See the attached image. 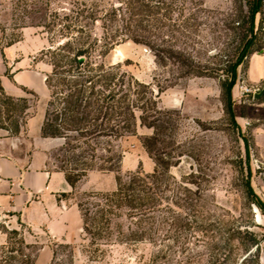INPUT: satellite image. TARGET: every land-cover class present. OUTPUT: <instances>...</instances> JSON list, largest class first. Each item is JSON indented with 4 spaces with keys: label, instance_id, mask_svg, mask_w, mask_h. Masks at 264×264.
Segmentation results:
<instances>
[{
    "label": "rangeland",
    "instance_id": "rangeland-1",
    "mask_svg": "<svg viewBox=\"0 0 264 264\" xmlns=\"http://www.w3.org/2000/svg\"><path fill=\"white\" fill-rule=\"evenodd\" d=\"M121 1L12 0L2 41L18 40L26 26L41 37L45 49L75 36L83 41L90 34L89 41L100 40L103 25ZM152 5L156 11L157 6L162 9L154 10L151 17L149 44L121 41L97 61L118 66L127 81L132 77L142 83L133 84L139 92L133 98L144 96L137 101L141 106L152 91L161 112L156 113L151 102L145 104L146 112L136 108V132L112 142L116 153L122 154L118 170L103 171L106 175L90 180L88 189L71 195L74 203L82 204V230L73 241L25 225L8 227L0 220L7 234L6 243L0 245V264H240L245 257L242 264H255L250 252L256 247L250 250L248 235L244 242L239 231L264 238V209L255 203L258 197L264 206V149L256 146L253 135L255 125L264 126V100L257 102L256 94H242V86L251 85L246 80L247 57L237 68L234 120L221 86L225 69L239 51L243 31L238 24L245 16L247 21L246 0H152ZM255 23L257 47L264 44V4ZM36 57L40 66L52 69L49 56L38 52ZM13 96L28 98L32 128H38L45 120L49 98L26 88ZM19 113L14 116L21 125L19 133L27 134L28 119L22 124ZM141 115L154 126L143 124ZM4 124L11 125L9 120ZM97 142L107 145V139ZM61 147L52 152V163L69 169L68 160L81 151L66 153ZM102 147L97 153L107 155ZM167 163H171L169 171L160 175L161 206L145 218L118 220L124 231L128 225L139 224L148 239L121 242L115 227L110 238L85 231V217L93 231L96 227L92 211L84 217L85 209L99 201L90 194L116 189L118 175L126 180L138 170H163ZM166 184L170 189H165Z\"/></svg>",
    "mask_w": 264,
    "mask_h": 264
},
{
    "label": "trees",
    "instance_id": "trees-1",
    "mask_svg": "<svg viewBox=\"0 0 264 264\" xmlns=\"http://www.w3.org/2000/svg\"><path fill=\"white\" fill-rule=\"evenodd\" d=\"M121 2L122 4L113 8L109 14L108 23L103 25L104 35L100 40L94 38L93 41H89L90 34L89 38L83 41L75 36L63 44L41 51L42 55L49 56V64L52 66L46 77L50 98L41 133L44 137L64 138L65 141L61 147L63 152L81 151L79 154L74 153L68 160L71 166L69 169L60 168L73 186H76L91 170H118L122 154L116 153L113 144L126 134L136 132V108H141L143 112H146L145 104L151 102L155 106L152 109L156 113L161 112L153 98L152 91L147 92L146 102L141 106L137 101L144 96L133 98L134 94L139 95L137 89L133 90V84L144 86L142 83L136 79L133 81L132 77L130 81H127V74L120 72L118 66H108L104 62L97 61L98 57L105 56L121 41L131 39L138 43L149 44L151 17L160 12L162 7L157 6L159 11H156L152 0H122ZM246 3L248 6L247 21L245 16L238 24V28L243 31L239 51L236 59L225 69V76L221 82L226 108L232 120H234L233 88L238 78L237 68L246 57L249 58L252 53L264 49V44L255 47L258 37L255 31L256 15L261 12L264 0H246ZM29 92L36 95L31 90ZM261 92L262 95L256 99L257 101L264 99V81ZM30 108L31 104L27 97H15L8 94L0 80L1 128L10 131V134H18L21 125L14 117L15 113L20 112L22 124H25L31 115ZM4 120H9L11 125H5ZM141 121L148 126H154L148 123L146 115H141ZM97 139H107V145L102 147ZM145 145L149 149V144ZM99 147H102L108 154H98ZM247 152L249 153L248 147ZM170 166L171 163L164 164L163 170L158 167L152 173L138 170L129 174L126 180L118 175L116 189L90 194L91 197H98L99 201L92 203V208L85 209L84 217L89 216L88 214L92 211V219L96 227L93 231L85 217V231L99 238H110L116 228L118 240L121 242L148 239L149 237L145 235L146 230L139 224L128 225L127 231H124L123 224L118 220L123 216L131 219L145 218L161 206L159 204L163 197L158 193L162 190L163 183L160 175L169 171ZM168 186L166 184L165 189H170ZM255 201L263 210L262 201L258 197H255ZM175 203L181 207V204ZM79 207L82 209V204H79ZM175 213L176 217H180V212L175 211ZM12 231L18 232L17 229ZM246 234L250 242L249 249L256 247V251L250 252V255H253L255 264H261L260 244L264 238H258L250 231H239V236L244 242H246ZM244 261L246 257L242 263Z\"/></svg>",
    "mask_w": 264,
    "mask_h": 264
},
{
    "label": "crops",
    "instance_id": "crops-1",
    "mask_svg": "<svg viewBox=\"0 0 264 264\" xmlns=\"http://www.w3.org/2000/svg\"><path fill=\"white\" fill-rule=\"evenodd\" d=\"M11 3L12 0H0L1 84L11 95H18L26 88L42 99L50 98L46 83L49 70L40 66L36 57L45 49L41 37L26 26L18 40L6 44L2 41L4 26L8 25L6 11ZM246 80L251 85L263 83L264 50L248 58ZM33 117L31 114L28 118L27 134L14 135L0 129V220L8 227L25 225L34 231L44 230L55 238L73 241L82 230V216L71 195L77 189H88L90 180L106 174L91 170L76 186L71 185L65 172L52 163V152L63 145L64 139L42 136L44 121L33 129ZM253 135L256 146L264 149V126L255 125ZM63 194L70 197L65 198ZM6 239L7 234L0 227V245ZM260 262L264 264V240L260 244Z\"/></svg>",
    "mask_w": 264,
    "mask_h": 264
},
{
    "label": "built area",
    "instance_id": "built-area-1",
    "mask_svg": "<svg viewBox=\"0 0 264 264\" xmlns=\"http://www.w3.org/2000/svg\"><path fill=\"white\" fill-rule=\"evenodd\" d=\"M261 90L260 85H244L242 86V94H257Z\"/></svg>",
    "mask_w": 264,
    "mask_h": 264
},
{
    "label": "water",
    "instance_id": "water-1",
    "mask_svg": "<svg viewBox=\"0 0 264 264\" xmlns=\"http://www.w3.org/2000/svg\"><path fill=\"white\" fill-rule=\"evenodd\" d=\"M261 95H262V92H259V93L256 94V97L258 98V97H260Z\"/></svg>",
    "mask_w": 264,
    "mask_h": 264
}]
</instances>
